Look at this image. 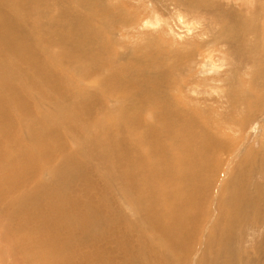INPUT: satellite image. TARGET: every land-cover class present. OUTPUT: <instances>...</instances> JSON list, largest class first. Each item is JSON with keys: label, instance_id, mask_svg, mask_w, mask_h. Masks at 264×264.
<instances>
[{"label": "bare ground", "instance_id": "6f19581e", "mask_svg": "<svg viewBox=\"0 0 264 264\" xmlns=\"http://www.w3.org/2000/svg\"><path fill=\"white\" fill-rule=\"evenodd\" d=\"M139 9L146 29L134 35L146 44L113 60L114 45L131 44L123 36ZM171 19L201 42L159 45L152 33L173 34ZM253 55L264 58V0H0V221L15 261L78 264L85 232L101 264H170L201 245L217 252L203 264H234L264 199L257 185L256 198L249 191L257 156L227 139L242 127L238 116H264V65L252 66ZM224 56L234 72L212 77L218 93L207 95L200 89ZM97 173L101 189L80 196L79 183L89 187Z\"/></svg>", "mask_w": 264, "mask_h": 264}, {"label": "rangeland", "instance_id": "374dc122", "mask_svg": "<svg viewBox=\"0 0 264 264\" xmlns=\"http://www.w3.org/2000/svg\"><path fill=\"white\" fill-rule=\"evenodd\" d=\"M143 3H144V5H147V3H145L144 1H143ZM113 5L118 10L123 11L121 9V6H120V3L119 2H114ZM222 5H224V2L222 3ZM130 8L131 7L129 5L127 11H129ZM171 8L172 7H168L167 9L165 8L162 14H165V13L169 14V13H171ZM125 13H127V12L124 11V14ZM136 14H137V19H138V25L134 28V30H132L130 32V35L129 36H123L124 38H126L125 40L130 41L131 44H124V47L121 46L123 44H120V45H117L116 44V46L114 45V47H113L114 55L112 56V58L114 57L113 60L115 58L120 57V56H123V55H126L128 53H131V50H133L135 48H139L140 46L146 44L145 43V39L146 38L145 39L143 38V40H141V39H138L137 36L135 37V35H134V34H136L137 31H143V30L146 29V26L143 25L144 22H145V21H143L145 19V11L143 9H139L138 11H136ZM168 26L171 28L173 34L152 33L153 35H155V37L157 39H161L162 38L161 39V43L159 45H162L163 42H166V41H167L166 44L167 43H171V40H174V39H177V41H178L177 43H179V44H181L180 42H183L182 44H184L185 41L187 43L188 42H190V43H197L198 41L201 42V38L198 37V36H196V34H194V31L195 30L193 31V34L191 35V37H193V38H190V35H188L189 32H187V30L185 29L184 25L182 23L178 22L176 19L169 20ZM147 30H148V33H150L151 27H147ZM157 36H159V37H157ZM157 42L158 41H156V43ZM219 46L220 45H217V48L215 50H217L218 48L220 49L221 46L220 47ZM178 47L180 48L181 46H178ZM183 48H185V47H183ZM119 49H121V50L119 51ZM202 49L204 50V47H202ZM206 53H207V51L205 52V54ZM248 53H249V51L246 54H248ZM219 54L220 53H217V51H214V56L219 57ZM260 54H263V52L261 51ZM198 56L201 57V55H198ZM200 57H198V59H200ZM225 58H227V59L225 60V63H223V64H225L226 66L223 67V70L221 72H219V74L214 73L215 74L214 75L213 73H211L210 74L211 76L208 75L207 78H210V79L207 82L204 81V83H207L208 86L207 87L204 86L203 87V90H201L200 88H197V89H200V91H202V92H204L205 89H206L205 92H206L207 95L208 94H211L212 95L213 92H214V95H212V96H215L216 93H218V92H215V91H210V86H216L217 85V82H212L211 81L212 77L218 78V76H220L219 78H221V79H224V78L227 79L228 76H229V72L230 71H233L234 72V68H235L234 66H229V58H228V56L225 57ZM259 61L261 62L262 66H263L264 65V58L262 59L259 56H255L254 57V55H253V60L251 61L252 66H255V67L256 66H259V64H260ZM236 66H239V65H236ZM183 69L184 70H180V73H183V77L182 78L189 81L190 80V74H191V73H189L190 72V69H189V67H184ZM102 74H105V73L102 72ZM188 75H189V77H187ZM75 77L77 79H81L83 76L81 74L77 73V74H75ZM99 77L100 76L96 74V75L93 76V79L92 78H88L85 83L88 84V86L89 85L91 86V84L93 83V81L96 78H99ZM187 90L188 89H186V91L184 92V94L187 93ZM209 91H210V93H208ZM184 94H182L184 97L183 96H179L178 98L181 97L180 99H185L186 102H190V97L191 96L188 95L190 93H188L186 95H184ZM207 95H205L203 93V94L200 95V97L205 96V98H206ZM186 96L188 98H186ZM224 96L225 95H223V97ZM74 99H75V95H71L70 98H69V100H68V103L71 102V101H73ZM205 102L207 103V105L205 107L206 109L207 108H211V106H213L214 108H216L215 105L209 104L208 101H205ZM31 103H28V104H31ZM208 105H209V107H208ZM43 108H44L45 112H48V110L50 109L49 106L47 108L45 106H43ZM40 109H39V114L41 113L40 112ZM260 115H261V112L256 113L254 116H251V118H249L250 115L248 116V114H246V113L243 114V115L238 116L239 117L238 119H241L242 118V127L238 129V131L239 130L240 131L239 132L237 131V133H231L227 137V139L230 142H232L233 144H235L237 146H241V145L244 144L242 146L243 148L241 150L242 151V154L244 156L245 155L249 156L250 154H255V155H253L250 158H253L254 156H257L258 162L256 163V167L258 168V171L259 172L252 179V181H251L252 186L249 187L250 193H252V195L255 198L258 196L259 192L255 188V186H253V185H257L258 189L261 192L264 193V125H263V123H264V116H263V118H261L262 119V121H261ZM38 122L40 123V126L39 127H43V125L41 123V120H38ZM260 125H262V126H260ZM14 129L16 130L17 135L18 136H21L20 134H18L20 131L17 128H14ZM70 136H71V138L68 137L67 138L68 141L66 140L67 145L70 146L72 149L73 148L75 149V145L77 143H79L80 137L79 136H75L74 137V134H71ZM232 143H230V144L233 145ZM244 147L247 149V151H246V149ZM77 148L78 147H76V149ZM107 149H108V145L105 146L104 151H106ZM53 161H54V164L56 166H61L63 160H62V158H60L58 156H54L53 157ZM235 164H236V162L233 163L232 167H234ZM5 171L6 170H3L1 173L3 174ZM46 172H47V170H46ZM63 177L68 178V176H66V175H64ZM94 179H95L94 180V183L92 185H90L89 187L86 186V185H84V184H80L79 183V188L81 189V192H79V195L80 196L82 195L83 197H87V196L92 195V194H94V192H96V191H98V190L101 189V185H102V181H103V176L101 174H98L97 173L94 176ZM109 181H110V185L111 184L114 185V188L116 190L117 187L120 184V180H117L115 176H111L109 178ZM253 187H254V189H253ZM255 189L257 190V192H255ZM215 191H217V188L215 189ZM262 201L263 202H261V203L259 202V214H256L257 216L255 215V217L257 219L254 220V224L255 223L257 224V230L255 231V233L253 235L252 234L251 235H248V237L246 239L244 237V240L241 242V244H238V246L240 245L239 246L240 248L238 246H236V248H234V253H233L234 254L233 256L235 257V259H234L235 260L234 261L235 263L234 264H264V199ZM128 214H129V217L131 219L134 218L130 213H128ZM17 216H18V214L15 215V217H17ZM219 216H220V211H217L215 217L213 219H211V222H210L209 225H212L213 223H215L216 219ZM93 219H94L95 222H97V221L106 219V217H102V218L101 217H97V218L94 217ZM245 227H246V224H244V223H242V224L239 225V228H242V231L245 230ZM88 229L89 230H92L93 228L92 229L88 228ZM6 230H7L6 222L5 221H0V241L2 240V243L4 244L3 245L0 242V264H19V262L15 261V255L12 254V252L14 253L15 251L11 249V246L10 245L8 246V244H6V241H8V240L6 238H4V237L1 238V236L4 234V232ZM82 230H84V229H82ZM8 232L11 233L10 231H8ZM96 233H97V231L95 232V234ZM246 234L247 233L243 234V236H245ZM204 235H205V232L202 234L201 238L197 241V244L196 245H199L200 246L202 237H203L202 243L204 244V242H205V236ZM85 236H87V237L85 238ZM78 237L83 238L84 239L83 240V243L85 244L84 245L85 246V249L81 251L80 256L78 254H76V260H77L78 264H83V263L80 262V260H81L82 257L85 258V259H88V260L93 261V263L89 262L87 264H101V262H98V260L96 259V257L93 256L92 251L88 248V245L93 246V244H92V238H94V236H91V235L88 236L85 232H81V233L78 234ZM5 239H6V241H4ZM8 250L10 251V255H9ZM198 250H199V248H196L195 247L194 250H193V252L191 254L189 253L190 255L189 254L187 255V253H185V254H179V255H177L173 259V261L170 264H180V263H183V264H203L204 263V260L206 258L214 257L215 254L217 253V252L213 253V252H211L209 250L204 249L203 245H201V250L199 252H198ZM196 252H198V253L193 256V253H196ZM138 254H139L138 251H137L136 254L133 253V255L130 258V261H136V256H138ZM241 257H242V259H241ZM250 261H251V263H248ZM120 263L121 264H124L123 262H120ZM219 263L222 264L221 262H219Z\"/></svg>", "mask_w": 264, "mask_h": 264}]
</instances>
